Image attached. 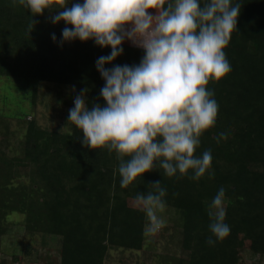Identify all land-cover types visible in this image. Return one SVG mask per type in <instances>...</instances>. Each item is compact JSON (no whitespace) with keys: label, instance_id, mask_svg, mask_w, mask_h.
<instances>
[{"label":"trees","instance_id":"obj_1","mask_svg":"<svg viewBox=\"0 0 264 264\" xmlns=\"http://www.w3.org/2000/svg\"><path fill=\"white\" fill-rule=\"evenodd\" d=\"M236 2L241 5L237 31L225 49L232 71L207 86L219 105L218 119L194 153L211 151L214 178H169L157 169L122 188L115 152L83 146L81 132L71 122L66 130H46L32 118L17 151L0 156V253L2 237L17 225L26 241L25 257H33L35 240L42 248L49 240L58 243V261L46 255L44 264H108L112 252L141 253L143 262L135 264H242L245 249L257 264L264 263V0ZM56 14L46 10L34 16L12 0H0V78L25 92L32 108L43 83L74 89L73 99L88 89V107L103 105L104 81L95 64L110 48L92 40L62 42L66 25L51 22ZM122 47V55L105 68L139 64L143 50L127 40ZM221 132L227 139L217 143ZM156 182L166 189V208L174 210L177 219L171 232L162 228L169 234H161L167 239L164 254L144 251V213L120 204L135 202L138 192L151 191ZM221 187L231 231L210 247L206 210ZM12 215L22 219L11 223ZM10 260L24 262L15 254Z\"/></svg>","mask_w":264,"mask_h":264},{"label":"clouds","instance_id":"obj_2","mask_svg":"<svg viewBox=\"0 0 264 264\" xmlns=\"http://www.w3.org/2000/svg\"><path fill=\"white\" fill-rule=\"evenodd\" d=\"M12 3L34 16L55 11L51 22L66 25L62 42L92 40L100 48H110V54L99 57L95 64L104 81L100 90L104 104L93 103L89 108L88 89H82L74 98L68 122L81 132L83 146L115 152L122 188L157 169L169 178H214L211 151L194 153L202 135L215 128L218 119L219 105L207 86L232 71L225 49L237 31L241 5L236 0ZM32 28L30 19L29 32ZM51 38L56 41L54 34ZM125 40L143 50L139 64L105 68L122 55ZM226 139L227 133L221 132L217 143ZM149 187L151 191L138 192L134 199L147 220L145 235L151 236L165 226L161 214L167 207V193L160 182ZM225 197L221 187L207 206L211 235L206 243L210 247L231 231L225 222Z\"/></svg>","mask_w":264,"mask_h":264},{"label":"rangeland","instance_id":"obj_3","mask_svg":"<svg viewBox=\"0 0 264 264\" xmlns=\"http://www.w3.org/2000/svg\"><path fill=\"white\" fill-rule=\"evenodd\" d=\"M150 12L154 10H149ZM72 89L61 88L52 84H41L38 90V99L34 108L25 99L27 94L18 90L17 86L9 79L0 78V156L12 155L17 151L19 143L24 140L26 124L34 120L42 129L57 130L67 128L69 110L74 107ZM64 96V99L62 96ZM65 101L67 105H62ZM11 153V154H10ZM120 204L129 207H137L136 202L121 201ZM175 211L166 208L161 214L165 220V228L171 232V226L177 222ZM22 219L21 216L12 215L9 221L14 224ZM169 232V233H170ZM161 234L167 237L169 234L161 229L155 235H145L144 251L146 253L164 254L167 252V239L161 238ZM26 241L23 239L21 226H12L2 237L0 261L2 264H11L13 254L23 258V264H44L45 256L53 261H58V243L49 240L47 246L42 248L40 242L35 240L31 243L33 257L24 255ZM242 264H257L256 257L252 256L246 249L241 255ZM121 260L127 264L142 263L141 253L123 254L112 252L108 264H117ZM148 264V263H147ZM264 264V263H263Z\"/></svg>","mask_w":264,"mask_h":264}]
</instances>
